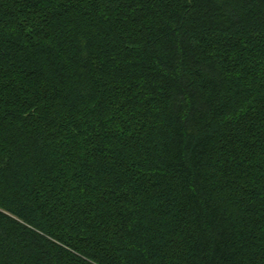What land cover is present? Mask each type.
Listing matches in <instances>:
<instances>
[{
    "label": "trees",
    "instance_id": "1",
    "mask_svg": "<svg viewBox=\"0 0 264 264\" xmlns=\"http://www.w3.org/2000/svg\"><path fill=\"white\" fill-rule=\"evenodd\" d=\"M0 264H264V0H0Z\"/></svg>",
    "mask_w": 264,
    "mask_h": 264
}]
</instances>
